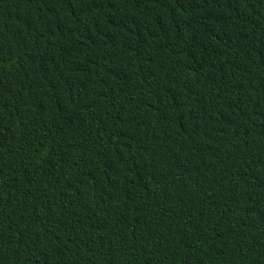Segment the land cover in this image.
I'll use <instances>...</instances> for the list:
<instances>
[{
	"label": "trees",
	"instance_id": "1",
	"mask_svg": "<svg viewBox=\"0 0 264 264\" xmlns=\"http://www.w3.org/2000/svg\"><path fill=\"white\" fill-rule=\"evenodd\" d=\"M0 264H264V0H0Z\"/></svg>",
	"mask_w": 264,
	"mask_h": 264
}]
</instances>
